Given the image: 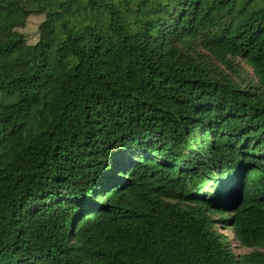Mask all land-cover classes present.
Returning a JSON list of instances; mask_svg holds the SVG:
<instances>
[{"label":"trees","instance_id":"16d2710c","mask_svg":"<svg viewBox=\"0 0 264 264\" xmlns=\"http://www.w3.org/2000/svg\"><path fill=\"white\" fill-rule=\"evenodd\" d=\"M0 264H264V0H0Z\"/></svg>","mask_w":264,"mask_h":264},{"label":"rangeland","instance_id":"374dc122","mask_svg":"<svg viewBox=\"0 0 264 264\" xmlns=\"http://www.w3.org/2000/svg\"><path fill=\"white\" fill-rule=\"evenodd\" d=\"M40 19H41V16H39V15H31L28 18L27 24H26L25 28L23 29V32L26 33V35L28 36V39L30 41L34 39V33H35L36 25L40 21ZM222 231L224 233H226L229 236V238L232 237L231 231L226 230V229H222ZM231 243L233 245V249H234L235 253H244V252L248 251L246 248L241 247L235 241H232Z\"/></svg>","mask_w":264,"mask_h":264}]
</instances>
